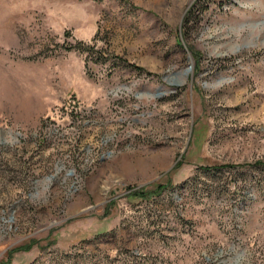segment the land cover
Instances as JSON below:
<instances>
[{"label": "rangeland", "instance_id": "1", "mask_svg": "<svg viewBox=\"0 0 264 264\" xmlns=\"http://www.w3.org/2000/svg\"><path fill=\"white\" fill-rule=\"evenodd\" d=\"M197 1L0 0V264H264V0Z\"/></svg>", "mask_w": 264, "mask_h": 264}, {"label": "trees", "instance_id": "2", "mask_svg": "<svg viewBox=\"0 0 264 264\" xmlns=\"http://www.w3.org/2000/svg\"><path fill=\"white\" fill-rule=\"evenodd\" d=\"M196 9H198V10H199V9H200V10H206L207 7H206V5L204 4V1H202V0H198L197 3L195 4V6L191 9V11H190V13H189V16H190V14H193V13L195 12ZM129 66H134V67H136V68H139L138 66L133 65V64H129ZM258 164H262V162H259ZM166 187H168V186H166ZM169 187H172V186H169ZM163 188H165V185H164V186L162 185V186L158 187L157 189H154V190H152V191H150V192H147V191H141V192L138 194V196L143 197L145 200H148L149 198L153 197L154 195H158V194H160V193H161V190H162Z\"/></svg>", "mask_w": 264, "mask_h": 264}]
</instances>
